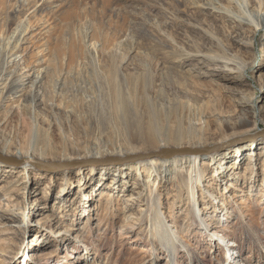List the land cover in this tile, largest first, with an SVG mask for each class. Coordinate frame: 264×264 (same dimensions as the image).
<instances>
[{"label": "rangeland", "instance_id": "1", "mask_svg": "<svg viewBox=\"0 0 264 264\" xmlns=\"http://www.w3.org/2000/svg\"><path fill=\"white\" fill-rule=\"evenodd\" d=\"M223 1L264 14V0ZM211 2L0 0V154L120 162L58 173L0 163V264H264V137L244 136L264 132V27L231 31L204 6ZM211 52L241 61L245 73L197 64ZM115 72L145 89L172 134H185L182 148L235 143L195 166L171 159L163 173L120 167L164 146L139 142L147 135L127 101L117 115ZM24 75L31 80L8 94ZM156 213L173 238L159 237Z\"/></svg>", "mask_w": 264, "mask_h": 264}, {"label": "bare ground", "instance_id": "2", "mask_svg": "<svg viewBox=\"0 0 264 264\" xmlns=\"http://www.w3.org/2000/svg\"><path fill=\"white\" fill-rule=\"evenodd\" d=\"M212 1L213 2L208 3L207 5H204V6L207 9H210L211 12H216V13L220 14V17L229 19L230 20V26L229 27L232 29L231 31H234V32L240 31L241 25H245V24H248L250 27L253 28V30H257L259 28L264 27V14L255 10L254 8H252V6L250 7V11H241L239 8L227 6L223 0H212ZM248 2H249V4H253L252 0H248ZM15 33H17L16 36H19L22 32L21 31L17 32V30L15 29L14 34ZM172 53H174V55L180 56L182 51L179 49L173 48ZM196 57L199 58L197 64L203 65L204 67L208 63H214V64L221 65L224 68V71L230 75L232 74L234 76H241L245 73V66L241 61L225 59L220 53L211 52L208 54H200ZM170 62L173 63V62H175V60L163 59L162 63H160L159 65L164 67V64H169ZM177 66L181 67V64L177 63ZM145 69H146V71H148L149 67H145ZM2 73H6V72H4L3 69L1 70V68H0V76ZM113 74L115 75V77L112 78L113 83H114L112 86L113 87L112 91H113V94L115 97V102H114V100H113V102H114V109L116 110L117 115L120 116V115L124 114L123 109H124V106L126 104L124 102L127 101L129 104L132 105V112L134 115H136L135 117H136V123H137L138 127L140 128V130L145 131L144 133L147 135V136H145V138H141L140 140L137 139L136 141L139 140V142L142 145L147 146L148 149L156 148L157 144L159 145V150L162 148V146H164V148H162V149H165V148L167 149L168 146H171V145H175L176 146L175 148L183 147L181 145H183V142L185 141V139H184V138H186L185 134H183L179 130L176 131V135L172 134L170 132L172 127L167 126L168 120L166 118V115L159 113L155 109V103H153L150 100V98L147 97L145 89L143 91H140V89L136 86L135 80L132 77H129L127 74L122 75V74H119L118 72H115ZM171 76L174 77L175 79H177L181 83V85H185V83H187L190 79L189 74H182V73H179L176 71H173ZM29 80H31L30 75H24L22 77L19 76L17 78L12 79L6 92L8 94H13V95L18 93L19 92L18 88L23 87L24 83L29 82ZM39 83H40V80H38V78H36L33 82H31V87L33 89H35V88H37V85ZM248 102L249 101L244 102L245 104H244V106H242L243 110H244L245 106L247 107V109L248 108L250 109ZM30 103L34 106L41 105V103H39L38 99H36L35 93H33V95H30ZM140 103L144 104V110L143 111H141L137 107L138 104H140ZM242 123H247V121H244ZM242 127H244V126H239L240 129ZM126 130H128V129H126ZM168 132H170L171 134H169ZM164 133H166V134H164ZM250 135H252V134L250 133L249 135L248 134L244 135V136H248L246 138L247 142L249 140L255 141V140H258L260 137H264V134L254 135V136H250ZM158 138H161V139H158ZM161 142H163V143L161 144ZM128 145L131 146L128 150L129 152H134L135 150H138L135 147H132V145H130L129 143H128ZM192 148H196V147H192ZM216 151H220V150L216 149V150L210 151L206 155L195 154L192 156H186L187 157L186 159L188 160V162L192 163L193 166H195L196 162H197V158H199V157L203 158V157L209 156V158H208V160H209L214 156ZM20 154H21V152L15 153V155H20ZM129 155H131V154H129ZM132 155H135V154H132ZM210 156H212V157H210ZM130 157H132V156H130ZM130 157L125 158L122 161L123 164L120 165V167L123 168L126 166H133L136 169H138L139 171L140 170H143V172H145V171L150 172L151 171V174L155 173V172L163 173L164 169H167L166 166L170 165L169 163H167L169 160L174 159V158L175 159L179 158V157H174L171 159L154 158V159L142 160L139 162L137 160L136 161L131 160ZM202 161H205V160H202ZM27 168H28L27 165L23 166L24 172L26 171ZM104 168H106V167H104ZM79 171H82V170L79 169ZM154 220H156V223H157L155 226V231L161 232V233L158 232V235L160 238H162L163 240H165L166 237L173 238V237H171L172 235L170 234L171 232H169V228L163 222L162 218L160 217V215L158 213H156L154 215Z\"/></svg>", "mask_w": 264, "mask_h": 264}, {"label": "water", "instance_id": "3", "mask_svg": "<svg viewBox=\"0 0 264 264\" xmlns=\"http://www.w3.org/2000/svg\"><path fill=\"white\" fill-rule=\"evenodd\" d=\"M264 134V132L260 133ZM243 140H240L238 142H242ZM237 142V141H236ZM235 141H231V142H227V143H223V144H217L216 146L213 147H209V148H204V149H190V148H176V149H162L157 153H153V154H147V155H137V156H132L130 157L131 160L134 161H142V160H146V159H150V158H157V159H171L174 157H182V156H192L195 154H200V155H206L208 154L210 151L213 150H224L228 147L231 146V144H234ZM107 160V162L113 161L114 164H119L120 162L117 160H112V159H105ZM105 160H101L98 161L97 159L95 160H78V161H72V162H68V163H59V164H55V163H47L41 160H37L34 159L32 157H23V158H8V157H4L0 154V162L8 165V166H12V167H21L24 165H27L31 168L37 169L39 171H47V172H62L63 170L66 169H72V168H80L83 166H89V165H93L96 166L98 165V163H105Z\"/></svg>", "mask_w": 264, "mask_h": 264}]
</instances>
